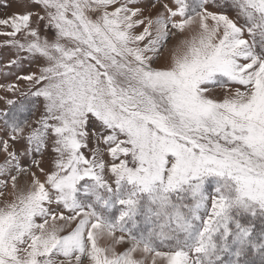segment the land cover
<instances>
[{
  "label": "snow or ice",
  "instance_id": "1",
  "mask_svg": "<svg viewBox=\"0 0 264 264\" xmlns=\"http://www.w3.org/2000/svg\"><path fill=\"white\" fill-rule=\"evenodd\" d=\"M8 8L0 264H264V0Z\"/></svg>",
  "mask_w": 264,
  "mask_h": 264
},
{
  "label": "rangeland",
  "instance_id": "2",
  "mask_svg": "<svg viewBox=\"0 0 264 264\" xmlns=\"http://www.w3.org/2000/svg\"><path fill=\"white\" fill-rule=\"evenodd\" d=\"M13 10V8L0 9V16H3L5 13H10ZM5 39V37L0 36V84L15 82L16 76L18 75H26L30 72L38 71V63L32 62L30 59L23 58L27 55L26 53H20L21 60L17 65L12 66L11 68L3 67L4 65H7L9 61L16 59V50L14 48L4 46L3 41ZM22 86L26 85L22 84ZM217 94H220L219 91ZM0 95H4L2 90H0ZM8 95L11 97V94ZM2 106V102H0V107ZM38 114L39 113H37V115Z\"/></svg>",
  "mask_w": 264,
  "mask_h": 264
}]
</instances>
